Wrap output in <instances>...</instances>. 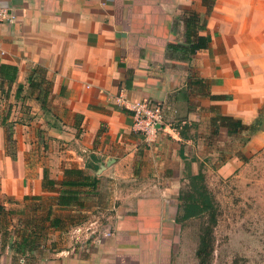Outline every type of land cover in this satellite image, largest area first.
I'll list each match as a JSON object with an SVG mask.
<instances>
[{"label":"crops","instance_id":"obj_1","mask_svg":"<svg viewBox=\"0 0 264 264\" xmlns=\"http://www.w3.org/2000/svg\"><path fill=\"white\" fill-rule=\"evenodd\" d=\"M1 2L16 19L0 23V264H178L182 183L238 165L217 118L260 122L244 149L264 145V0L210 13L204 0ZM193 11L210 44L191 54ZM120 93L164 104L151 140ZM111 203L100 244L50 243L76 212Z\"/></svg>","mask_w":264,"mask_h":264},{"label":"rangeland","instance_id":"obj_2","mask_svg":"<svg viewBox=\"0 0 264 264\" xmlns=\"http://www.w3.org/2000/svg\"><path fill=\"white\" fill-rule=\"evenodd\" d=\"M258 123L250 126V131H244L245 127L234 132L236 144L231 154L237 156L238 165L232 173L222 174L217 164L200 166L217 221L212 225V215L206 213L179 222L181 242L174 247V254L178 251V264H198L196 251L201 230L208 225L213 226L215 237L210 264H264V145L244 149ZM181 190L193 192L190 180L182 183ZM115 204L102 210L76 212L58 238L52 235L51 239L56 241L50 243L56 242L58 250L83 246L90 234H98L104 226L113 225Z\"/></svg>","mask_w":264,"mask_h":264},{"label":"trees","instance_id":"obj_3","mask_svg":"<svg viewBox=\"0 0 264 264\" xmlns=\"http://www.w3.org/2000/svg\"><path fill=\"white\" fill-rule=\"evenodd\" d=\"M216 0H204V5L207 8V13H210L215 5ZM205 19L197 12H190L186 18L187 29L189 31V37L191 34L195 35V41H189V52L191 54L196 53L200 49L207 48L210 44V40L207 36L198 34V27L201 24H205ZM217 120L229 129V133L233 131H240L246 126L242 120L235 119L231 116L220 115ZM188 171L191 170L190 163H187ZM76 174H83L82 171L76 170ZM45 179L47 180V172H45ZM188 180L193 192L188 193L183 190L180 191V213L177 217L178 222H182L193 217H200L206 213L211 214L212 225L216 223L217 219L213 212V204L207 186L204 183V174L199 171L197 174L189 173ZM72 184V183H71ZM77 199L75 196H69L68 200L73 201ZM204 226L201 230L200 240L196 251L198 264H210L212 254L214 252V233L213 226Z\"/></svg>","mask_w":264,"mask_h":264},{"label":"built area","instance_id":"obj_4","mask_svg":"<svg viewBox=\"0 0 264 264\" xmlns=\"http://www.w3.org/2000/svg\"><path fill=\"white\" fill-rule=\"evenodd\" d=\"M15 19L12 10L0 0V23L13 22ZM117 102L130 111L133 117V131L143 134L148 141L157 135L160 125L165 119V107L162 102L148 99L130 101L122 93L118 95ZM96 233L90 234L83 246H88L87 243L90 240L93 244L103 242L105 238L110 237L112 234V226L108 224L98 234Z\"/></svg>","mask_w":264,"mask_h":264}]
</instances>
